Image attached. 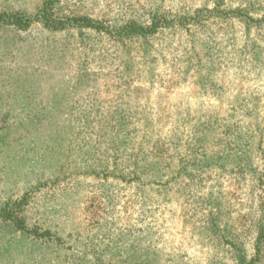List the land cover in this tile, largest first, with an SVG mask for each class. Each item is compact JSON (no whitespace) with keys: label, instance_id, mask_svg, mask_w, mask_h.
Returning a JSON list of instances; mask_svg holds the SVG:
<instances>
[{"label":"rangeland","instance_id":"obj_1","mask_svg":"<svg viewBox=\"0 0 264 264\" xmlns=\"http://www.w3.org/2000/svg\"><path fill=\"white\" fill-rule=\"evenodd\" d=\"M45 6L65 28H0V264H236L230 238L256 253L264 0H0V14ZM154 21L148 40L118 34Z\"/></svg>","mask_w":264,"mask_h":264},{"label":"trees","instance_id":"obj_2","mask_svg":"<svg viewBox=\"0 0 264 264\" xmlns=\"http://www.w3.org/2000/svg\"><path fill=\"white\" fill-rule=\"evenodd\" d=\"M49 6V5H48ZM48 6L44 7V10L37 15L34 18H29L24 15L20 14H0V28L4 26H14L20 30L28 28L33 21H38L41 23L46 29L48 30H60L65 28L67 25L66 23L63 22H57L55 20H52L50 17L49 10L50 8ZM70 25H78L79 28H95L93 26V22L89 19L86 18H73L68 21ZM73 23V24H72ZM158 24L154 21L150 26H143L142 24H137L135 22H129L125 27L119 30L118 34L120 35H125L127 39H132V38H139V39H144L148 40L147 38L151 35L154 34L155 31L157 30L156 28ZM99 29V28H97ZM170 164L164 166L168 167ZM163 167H160L159 170L153 172L155 177H158L161 174ZM186 168L182 165L179 166V168L176 170L177 175L183 176V171H185ZM136 171V170H135ZM217 224V218L213 214V210L210 212V219H209V227L212 229L213 227H216ZM223 239H228V235L224 234ZM228 243L231 245L232 249L234 250V258L236 261V264H259L262 262L263 258V249H264V224H261L258 227V232L257 236H255V241H254V250L256 253H253V255L249 256L247 251L244 248L240 247V244L235 238H230L228 240Z\"/></svg>","mask_w":264,"mask_h":264}]
</instances>
